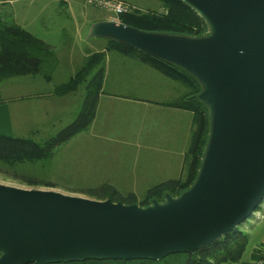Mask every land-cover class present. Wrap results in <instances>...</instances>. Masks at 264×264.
Returning <instances> with one entry per match:
<instances>
[{"label":"water","instance_id":"1","mask_svg":"<svg viewBox=\"0 0 264 264\" xmlns=\"http://www.w3.org/2000/svg\"><path fill=\"white\" fill-rule=\"evenodd\" d=\"M208 24L188 37L114 20L92 37L175 64L201 84L210 114L198 176L148 206L0 183V264L161 260L196 253L264 204V0H181Z\"/></svg>","mask_w":264,"mask_h":264},{"label":"trees","instance_id":"2","mask_svg":"<svg viewBox=\"0 0 264 264\" xmlns=\"http://www.w3.org/2000/svg\"><path fill=\"white\" fill-rule=\"evenodd\" d=\"M11 1L14 0H0V4H9ZM158 1L161 2L162 11L133 10L120 15V22L149 32L188 37H201L209 34L206 21L183 1ZM4 15V17L0 16V82L24 76H41L46 81H52L53 71L58 63L55 48L14 23L10 13L9 16ZM107 42L109 50L114 49L126 57L140 60L169 79L184 85L187 88L186 93L167 105L190 111L193 114L194 128L185 157L184 171L180 178L169 179L151 187L142 198L134 192L123 193L109 182H103L96 188H89L87 194L100 200L112 199L115 202L141 206H148L154 200L163 202L166 194L177 197L188 190L196 180L209 140L210 114L207 106L199 99L202 86L193 75L175 64L111 39H107ZM105 61L106 51L92 53L74 76L55 88V95L58 97L78 92L81 86H85L86 90L79 115L56 135L41 143L33 138L0 134V166H6L12 170L14 175L23 177L30 184L52 185L45 180L44 176L36 177L27 172V165L54 157L57 148L90 128L96 117L103 89ZM3 103L5 99L0 91V105ZM248 243L247 233L239 226L196 253L172 254L157 261L92 259L50 264H231L242 260Z\"/></svg>","mask_w":264,"mask_h":264},{"label":"rangeland","instance_id":"3","mask_svg":"<svg viewBox=\"0 0 264 264\" xmlns=\"http://www.w3.org/2000/svg\"><path fill=\"white\" fill-rule=\"evenodd\" d=\"M126 1L135 7V11L163 10L158 0ZM12 8L17 11L18 19L26 26V30L55 48L58 63L53 71L52 81H46L41 76H25L0 82L3 98L18 96L21 93L31 95L34 92L51 91L74 76L92 53L102 50H106V53L116 52L114 49L109 50L106 38L91 36L92 26L100 21L112 20L115 18L114 13L92 4L89 0H19L14 7L10 6L7 9L9 13L13 10ZM37 80H39L38 84ZM29 84L35 86L29 88ZM85 94V86H81L78 92L72 93L71 96L74 95L72 104H69L68 110L65 111L67 118L51 123L48 133L40 134V136L28 132L26 130L28 126L20 127L17 119L19 114L23 117L29 112L31 118L25 117L30 121L29 123L41 122L33 115L38 109L27 104L24 106L25 113L20 107L12 106L13 103H10L11 110L15 113L13 127L0 133L33 138L44 143L76 119L81 111ZM132 110V107L122 105H117L113 109L111 118L121 122H118L116 127L109 126L112 132L109 139H102L99 135L90 133L89 128L57 148L54 157L27 165V172L36 177L44 176L45 180L52 185L30 184L23 177L14 175L6 166H0V183L25 189L55 190L65 194L91 197L87 194L89 188H96L103 182H109L123 193L134 192L142 198L148 190L149 183L140 175V165L143 160L152 158L140 157L138 153L140 149L133 146L130 129L132 122L136 119L130 116ZM32 117L36 120H31ZM142 117L145 116L141 114V120L144 119ZM147 119L157 120L161 117L149 115ZM102 120L104 118L99 117L94 124ZM141 120L137 119V123L140 124ZM158 126L163 127L162 124ZM154 151L151 150L149 153ZM175 161L176 158L174 163ZM240 228L248 235L247 252L255 247L257 251L260 245L264 247V204L256 215L250 216L240 225Z\"/></svg>","mask_w":264,"mask_h":264},{"label":"crops","instance_id":"4","mask_svg":"<svg viewBox=\"0 0 264 264\" xmlns=\"http://www.w3.org/2000/svg\"><path fill=\"white\" fill-rule=\"evenodd\" d=\"M18 1L14 0L9 4H0V16L4 17V14L9 16V10L7 9L10 6L14 7V4ZM121 1L130 3L126 0ZM10 16L14 23L23 28L26 27L19 21L16 10L10 11ZM38 83L39 80H37ZM32 84L28 85L29 88L35 86ZM186 91L187 88L184 85L169 79L140 60L116 52L106 53L104 84L96 117L90 126V133L97 134L102 139H109L112 133L109 126L116 127L118 122H121L111 118L113 109L117 105L132 107L133 110L130 112V116L136 120L132 122L130 129L131 141L133 146L142 151V153L138 152L140 157L152 158L143 160L139 170L143 180L147 181L149 185L151 184L148 185V189L166 180L180 178L183 174L185 157L194 128L193 114L187 110L171 107L167 103L181 97ZM71 95L58 97L55 95V89H52L51 91L34 92L31 95L21 93L10 98L4 97L5 103L0 105V131L13 127L15 113L10 106V103H13L12 106L16 105L23 111L24 106L27 104L38 109L35 110L33 115L38 117L41 122L29 123L30 121L25 117L30 119V113L24 111L27 115L22 117V114H19L17 118L20 127L28 126L26 130L32 132L35 136L48 133L51 123L54 124L58 119L67 118L65 111L68 110V105L72 104V97H74V95ZM141 114L145 116L142 117L144 118L142 120L140 119ZM149 115L159 116L161 119L148 120ZM34 117L31 120H36ZM99 117L104 118V120L94 124ZM137 119L141 120L140 124L137 123ZM161 124L163 127L158 126ZM127 133L129 132L127 131ZM151 150L155 151L149 153ZM174 158H176L175 163ZM258 258L259 255L255 247L252 251L247 252L246 250L241 261L231 264H255Z\"/></svg>","mask_w":264,"mask_h":264},{"label":"built area","instance_id":"5","mask_svg":"<svg viewBox=\"0 0 264 264\" xmlns=\"http://www.w3.org/2000/svg\"><path fill=\"white\" fill-rule=\"evenodd\" d=\"M92 4H96L101 8H105L114 13L115 18L112 20L120 22L119 17L122 14L132 12L135 10V7L127 2L118 1V0H89ZM257 252L259 255L258 260L255 264H264V247L260 245L257 247Z\"/></svg>","mask_w":264,"mask_h":264},{"label":"bare ground","instance_id":"6","mask_svg":"<svg viewBox=\"0 0 264 264\" xmlns=\"http://www.w3.org/2000/svg\"><path fill=\"white\" fill-rule=\"evenodd\" d=\"M257 213V212H256ZM256 215V214H255Z\"/></svg>","mask_w":264,"mask_h":264}]
</instances>
